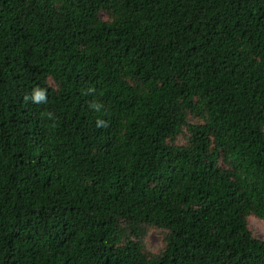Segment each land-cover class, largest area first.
<instances>
[{
    "label": "trees",
    "instance_id": "1",
    "mask_svg": "<svg viewBox=\"0 0 264 264\" xmlns=\"http://www.w3.org/2000/svg\"><path fill=\"white\" fill-rule=\"evenodd\" d=\"M254 219L264 0H0V264H264Z\"/></svg>",
    "mask_w": 264,
    "mask_h": 264
},
{
    "label": "rangeland",
    "instance_id": "2",
    "mask_svg": "<svg viewBox=\"0 0 264 264\" xmlns=\"http://www.w3.org/2000/svg\"><path fill=\"white\" fill-rule=\"evenodd\" d=\"M105 17V14H103ZM252 227L254 228L255 234L260 239H264V223L256 219L251 222ZM146 247L150 253L158 254L163 248V239L162 235L156 231H151L145 239Z\"/></svg>",
    "mask_w": 264,
    "mask_h": 264
}]
</instances>
